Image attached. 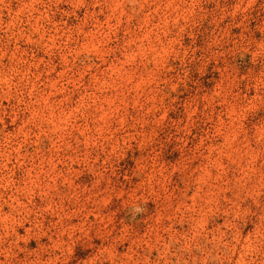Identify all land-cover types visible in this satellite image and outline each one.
Returning <instances> with one entry per match:
<instances>
[{"label": "clouds", "instance_id": "1", "mask_svg": "<svg viewBox=\"0 0 264 264\" xmlns=\"http://www.w3.org/2000/svg\"><path fill=\"white\" fill-rule=\"evenodd\" d=\"M0 264H264V0H0Z\"/></svg>", "mask_w": 264, "mask_h": 264}, {"label": "rangeland", "instance_id": "2", "mask_svg": "<svg viewBox=\"0 0 264 264\" xmlns=\"http://www.w3.org/2000/svg\"><path fill=\"white\" fill-rule=\"evenodd\" d=\"M32 246H34V243H33V245Z\"/></svg>", "mask_w": 264, "mask_h": 264}]
</instances>
